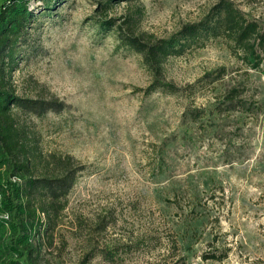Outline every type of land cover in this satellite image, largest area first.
Here are the masks:
<instances>
[{"label":"rangeland","instance_id":"1","mask_svg":"<svg viewBox=\"0 0 264 264\" xmlns=\"http://www.w3.org/2000/svg\"><path fill=\"white\" fill-rule=\"evenodd\" d=\"M50 1L30 0L12 76L40 106L15 116L36 177L78 172L38 263L264 264V49L210 36L156 75L120 40L170 39L222 1L264 33V0Z\"/></svg>","mask_w":264,"mask_h":264},{"label":"trees","instance_id":"2","mask_svg":"<svg viewBox=\"0 0 264 264\" xmlns=\"http://www.w3.org/2000/svg\"><path fill=\"white\" fill-rule=\"evenodd\" d=\"M43 1L48 6L51 3ZM29 4L30 0H0V264H39L41 246L34 243L36 235H43V228L46 233L55 229L78 172L70 174L65 167L70 158L66 162L59 158L56 173L36 177L40 156L29 145L15 116L16 109L36 114L40 106L37 101L20 98L12 83L18 44L34 19ZM111 27L107 25V29ZM210 36L229 39L248 57L261 60L256 48L264 49V33L227 1L217 5L204 21L184 27L170 39L120 40L160 75L166 59Z\"/></svg>","mask_w":264,"mask_h":264}]
</instances>
